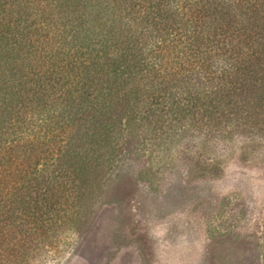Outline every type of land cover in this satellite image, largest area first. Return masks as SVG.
I'll use <instances>...</instances> for the list:
<instances>
[{"label": "trees", "instance_id": "obj_1", "mask_svg": "<svg viewBox=\"0 0 264 264\" xmlns=\"http://www.w3.org/2000/svg\"><path fill=\"white\" fill-rule=\"evenodd\" d=\"M169 114L264 128V0H0V252L42 233L72 142L111 153Z\"/></svg>", "mask_w": 264, "mask_h": 264}, {"label": "rangeland", "instance_id": "obj_2", "mask_svg": "<svg viewBox=\"0 0 264 264\" xmlns=\"http://www.w3.org/2000/svg\"><path fill=\"white\" fill-rule=\"evenodd\" d=\"M189 119L125 127L111 153L72 142L44 167L42 233L14 223L0 264H264V128Z\"/></svg>", "mask_w": 264, "mask_h": 264}]
</instances>
